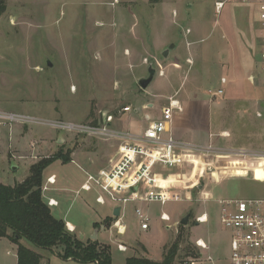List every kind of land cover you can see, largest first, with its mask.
I'll use <instances>...</instances> for the list:
<instances>
[{
    "label": "rangeland",
    "instance_id": "obj_1",
    "mask_svg": "<svg viewBox=\"0 0 264 264\" xmlns=\"http://www.w3.org/2000/svg\"><path fill=\"white\" fill-rule=\"evenodd\" d=\"M214 1L176 0L163 11L159 4L149 3V0H0L5 5L0 14V111L29 116L44 123L3 129L0 184L14 186L23 182L29 176L32 165L54 156L63 147L65 151L71 150L72 155L79 153L75 158L77 164L56 161L45 171L44 180L56 174L62 184L77 190L86 179L85 170L94 173L96 170L92 165L101 163L107 154L115 152L119 143L88 134L66 133L50 124L62 122L93 126L99 122L102 125L104 115H112L116 119L112 129H126L123 123L127 125L131 117L137 123L135 129H141L161 118L162 108L168 106L169 98H154L153 94L161 89L165 93L168 88L158 87L156 81L161 78L158 73L147 89L149 95L140 88L138 81L149 76L151 63L155 68L167 69V64L176 59L181 64V70L174 75L177 86L184 82L183 86L190 88L195 77L205 73L203 68V71L201 68L198 71L197 67L186 63L188 50L182 32L183 28L197 26L195 20L187 22L185 18L188 5H194V18L202 10L204 18L215 21L219 16L215 15ZM245 6L227 5L238 9ZM172 8L178 10L179 17L176 19L173 18ZM257 24L256 21V29ZM202 37L204 40L200 42L195 37H190L189 41L194 42V50H201L199 54L203 60L207 47L216 44L219 36L208 29ZM165 46L175 47L167 63H164L166 61L160 51ZM219 46L229 49L221 38ZM255 50L256 53L260 51L257 41ZM192 56L196 61L195 51ZM146 59L148 63H145ZM252 63L256 64L255 59ZM167 78L170 79V76ZM144 113L151 118L145 119ZM231 122L232 126L236 125L234 120ZM186 125L190 129L191 124ZM245 128L252 130L249 126ZM15 134L18 136L17 148L12 146ZM237 136L238 141L213 138L212 153H182L183 171L169 172L172 181L169 185L174 191L180 190L184 196L191 197V201L168 202L166 205L157 202L130 203L122 222L127 228L123 236L112 228L116 219L111 215L114 213L111 205H94V195L91 194L93 205L87 209V214L80 209L84 207L82 197L85 193L76 196L73 192L68 193L69 201L60 209L61 216L58 213L54 216L59 219L69 209L66 220L78 225L74 234L79 238L84 231L82 227H91L89 217L100 220L108 216L111 221L108 231L101 233V241L111 246L114 264H125L126 259L131 257L161 262L180 234L181 244L173 264H182L201 252L195 243L199 238L211 245L210 250L204 252L206 256L212 255L215 261L229 264L227 234L220 224L218 201L264 196V183L257 179V159L232 154L241 149L237 145L244 144L248 154H264L255 147L257 133L247 132ZM60 137L65 140L63 144H58ZM29 140L35 145L32 148L29 143L30 153L25 150L29 151L25 146ZM22 141L24 144L21 145ZM196 146L206 148L203 142ZM255 158L264 160L263 157ZM178 176L194 179V187L189 188L187 184L182 185L186 189H180ZM138 207L150 217L149 231L141 229L136 215ZM163 212L173 216L168 223L174 224L170 229H167V223L156 218ZM204 212L210 216L209 223L197 226L196 217ZM189 213V223L183 226L181 220ZM117 240L127 247L126 253L118 251ZM28 244L48 257L51 264H61L57 252L62 249L49 251L30 242Z\"/></svg>",
    "mask_w": 264,
    "mask_h": 264
},
{
    "label": "crops",
    "instance_id": "obj_2",
    "mask_svg": "<svg viewBox=\"0 0 264 264\" xmlns=\"http://www.w3.org/2000/svg\"><path fill=\"white\" fill-rule=\"evenodd\" d=\"M150 2L153 3L152 0H149V3ZM172 2H176V0H161L157 4L160 5L161 10L166 11L167 6L169 5V3ZM232 4H242V6L246 5L247 7L245 6L244 8L238 9V8L227 7L226 5L225 9L220 15H217L215 12V15L219 16L215 19V21L210 20L209 17L204 18L202 14V10L200 11V13L196 14L197 16L196 18H194L195 17L193 13L194 5L192 4L188 5V10L185 11V18L186 20H188L187 22L191 20H195L197 26L195 28H191V27L183 28L182 38L183 40H185L186 48L188 50V55L185 57V61L188 64V60L191 59L193 62L192 64H190L192 65L191 67L193 66L197 67V70L199 68H201L202 70L203 68L205 70V73H200L199 76L195 77V79L191 82L192 84L190 85V88H185V86H183L184 82H182L179 86H177L176 82H174L175 72L178 73V71L181 70L180 69L181 64L177 63L178 59L173 60L172 63L168 62L169 64H167V69L162 67H160L159 69L155 68L153 63H151L150 65H152L156 69L158 75L160 71L164 72V76L159 75L161 77L160 81L159 80L156 81L158 82L157 84L158 87H162L164 89L168 88V91H166L165 93H163L161 88H160L161 90H156V92L153 94V97L169 98V100L171 98H174L180 102L183 108L182 112L179 111L174 112L173 121L169 128V133L167 134V136H171L177 141L186 142L194 145H198L199 142H203L204 145H206V148L209 147L211 148V150H213L214 146L212 145L213 143H211V141H213L214 140L213 138L215 137L221 139H227V141L230 139L238 141L239 136L237 135L242 133L246 134L247 132H252L253 134L257 133V146H255L257 147V151L263 152L264 151V85L261 83L259 78L256 79L254 84L249 80L250 77H255L258 75V61H259L260 51L262 48L260 43L261 28L257 15V3L255 1H252L250 3H232ZM172 12H173L172 13L173 18L176 19L179 17L178 10L176 8L174 9L172 8ZM174 12L177 13L176 16L174 15ZM256 21L258 23L257 29L255 26ZM208 29H210V31L213 32L214 34L217 33L219 39L216 44H212L207 47L205 54L206 56L204 55L205 59L202 60L199 54L201 50H199V52L198 49L194 50L192 46L194 42L189 41L190 40L189 38L195 37L200 42V40L203 39L202 37L203 33L206 32V30ZM186 30H191V33L186 34ZM220 38L221 40L226 41L227 46L229 47L228 50L222 48V46H219ZM256 41H257V45H259L260 47L259 53L258 52L256 53L255 50ZM174 49H175L174 46H168V47L165 46L164 48H161L160 51L162 53V57L166 61L164 63H167V61L172 57ZM166 50H169L168 56L164 57L163 54ZM193 51H195L197 54L196 61H194L195 58H193L192 56ZM210 55L212 56L211 58H209ZM252 59H255L256 64L253 65ZM218 71L219 73H217ZM168 75L170 76V79L167 78ZM222 78H225L227 80V83L225 85L221 83ZM219 89H224L225 94L221 97H217V99L215 98L210 100L209 98H214L213 93L218 91ZM145 92L147 93L146 95H149L148 90H146ZM165 107H167V105L164 106L163 108ZM143 116L145 117V119L151 118V115H149L148 113H144ZM115 120L116 119H114L113 122L111 123L110 125L111 128L115 126L116 124ZM231 120H234L235 122L234 124L238 125L237 128H235L236 125L232 126ZM151 122H149V124ZM188 123L191 124L190 129L189 127H186L187 126L186 124ZM149 124L147 125V127L149 126ZM136 125L137 123L134 121V118L131 117L129 118L127 125H124L123 123V127H126V129L118 128L116 130L139 133L147 128V127H142L141 129L139 128L135 129ZM245 126L252 127V130L249 131L248 129L245 128ZM241 127H244L245 129ZM242 129L244 131H242ZM16 136L17 135L15 134L14 143H12L13 144L12 146H14L15 148H17L18 145V139H17L18 136L17 138ZM29 143L34 144V142L32 140L31 141L29 140V142L26 143L25 145L29 149V151L25 149L26 152L30 153L31 147ZM22 144H24V141L21 142V145ZM237 146L238 148H241L238 150L247 151L246 144L237 145ZM113 153L107 154L108 156L105 157V159H108V161L104 162L105 159H103L101 163L96 162L95 165H92L94 166L93 168L96 171L90 174H97L100 170L110 169L112 167L111 162L116 158L117 148L116 151ZM78 154L74 153L72 155L71 163L77 164L75 158L79 156ZM247 158L257 159V179L258 181L261 180V183H264V160H258L260 158H255V157H247ZM182 166L177 167L175 170L183 171V169L181 168ZM16 169L17 168H15V170ZM84 173L86 174V179H87V173L89 172L85 170ZM51 176H56V183L54 185H47V179ZM180 176H184L183 173H180ZM180 176H178L179 178L177 179L178 182L180 183L179 185L180 189L182 190L186 189V186L182 187V185H187V184L189 185V188L194 187L193 186L195 185L194 179H185ZM49 177H47V179L44 180L43 183V186L46 185L48 187V190L43 192V199L48 205H49L48 203L49 200H54L55 202H57V205L49 206L53 215L55 213L56 214L58 213V215H60V209L62 208L63 205H65L66 202L69 201L70 195H68V193H73V192H75L76 196H81V193H85V196L82 197L85 208L81 207L80 209L83 213L86 214L87 211H89L87 209H91L92 197L90 196V194L94 195L92 199L94 205L106 206L109 204L111 205L112 211L115 210V208L120 207L118 203L112 202L108 198H106L105 205L98 204L96 202V198L98 197V192L95 190L92 192H81L80 191L81 186L85 183L86 179L81 183L78 189L75 190L70 188L67 184L65 185V183L62 184L59 181L56 174H51ZM177 192L182 193V191L180 190ZM257 198H264V196ZM131 203L139 204L143 202H131ZM129 204H127L124 208H122V217H123L122 222H124V218L126 217L125 211H126V207ZM68 213H69V209L65 213V215L59 219L63 220L66 224H70L71 226L75 227L77 231L78 225H76V223H73L72 221L66 220ZM111 215L113 216V214ZM168 215L171 217V221H172L173 216L170 214ZM160 216L161 214L156 218L160 219ZM107 217L104 218L102 217L100 220L91 219V217H89L90 218L89 220L91 221L89 225H91V227H87V226L82 227L83 228L82 230H84L83 232L81 231V234L83 235L82 240L83 241L92 240L91 236H93L94 235L93 233L96 230H98L97 241H99V243L101 244H105L104 242L101 241V233H105L106 231H108L107 228L104 225H102L103 221ZM176 217L177 216H175V218ZM97 224L100 227H96ZM173 225L167 224V229L172 228ZM124 226L126 227L125 224ZM150 229H151V224H150ZM9 234H11V232ZM227 240L229 247L228 234H227ZM117 242H118L117 243V249H118V244L121 243V241L117 240ZM20 243L25 247L29 248L30 250L41 255L43 258V264H51L50 259L46 257L43 253L31 248L27 240L22 239ZM119 252L126 253L122 251ZM229 253H230V248H229ZM210 256L213 258V261H211V263H215V264L223 263L222 260L215 261L214 257L212 255ZM112 257H113V253H112ZM58 258L62 261L61 264H81L71 259L66 261L61 259L59 256ZM46 261L47 263H45ZM228 263L230 264V260ZM0 264H18V245L12 242L9 238L0 237ZM89 264H95V263H89Z\"/></svg>",
    "mask_w": 264,
    "mask_h": 264
},
{
    "label": "built area",
    "instance_id": "obj_3",
    "mask_svg": "<svg viewBox=\"0 0 264 264\" xmlns=\"http://www.w3.org/2000/svg\"><path fill=\"white\" fill-rule=\"evenodd\" d=\"M257 3V15L261 28V51L258 61V75L250 77V82L255 83L259 78L264 85V0H215L214 8L217 15H220L226 5L232 3ZM176 16L177 13L174 12ZM191 30H186L190 34ZM148 63V60H145ZM192 64V60H188ZM164 76V72H159ZM225 85L227 80L221 79ZM225 94L224 89H219L213 93V97H221ZM129 111V108H127ZM175 111L182 112L180 102L174 98L169 100V105L163 108L162 117L153 121L149 126L139 133L118 131L111 128L114 120L112 115L106 117L105 122L99 126H85L72 123L54 122L51 127L66 133L77 135L88 134L92 136L112 139L119 143L116 158L111 162L110 169L100 170L97 174L87 173V179L81 186V192L97 191L96 202L100 205L106 204V198L118 203L121 207L120 216L113 223L119 235H124L126 227L122 224V208L131 202H157L166 205L168 202L191 201V197L174 191L171 185L162 186L161 180L167 181L169 172L184 165L182 153L198 151L210 153L211 148H200L194 144L175 140L167 136L173 121ZM38 125L44 124L38 119L0 111V156L4 152L2 148L1 136L4 128H13L16 125ZM32 148L35 145L32 144ZM11 149V147H9ZM237 156L263 157L264 154H248L244 150H237ZM22 158V157H21ZM35 158V157H34ZM165 172V173H163ZM56 176L47 179V185H54ZM48 190L45 185L42 192ZM79 191V193H80ZM49 206L57 205L54 200H49ZM220 224L229 236L230 264H264V198L220 200ZM136 215L140 221L141 229H150V217L142 210L136 208ZM160 219L165 223L171 222V217L167 213H162ZM210 216L204 212L196 217V225L209 223ZM67 230L74 234L75 227L66 224ZM196 247L201 252L198 258L190 257L182 264H203L206 261H213V258L204 252L210 250V245L204 239L196 240ZM118 250L127 251V247L119 243Z\"/></svg>",
    "mask_w": 264,
    "mask_h": 264
},
{
    "label": "trees",
    "instance_id": "obj_4",
    "mask_svg": "<svg viewBox=\"0 0 264 264\" xmlns=\"http://www.w3.org/2000/svg\"><path fill=\"white\" fill-rule=\"evenodd\" d=\"M161 0H152L159 3ZM5 5L0 2V14ZM94 123L93 126H99ZM72 151L63 147L52 157L45 158L30 167L29 176L14 186L0 184V237L9 238L18 245V264H43V258L20 243L27 240L34 246L45 249H62L58 256L63 260H74L81 264H113L111 247L99 241L84 242L67 230L66 223L57 219L43 199L44 172L54 162H72ZM110 218L102 225L109 227ZM182 226V225H181ZM96 227H100L98 224ZM183 227V226H182ZM11 232V234H9ZM181 234L168 249L161 262L143 257L128 258L126 264H173L181 244ZM197 252L193 258H198Z\"/></svg>",
    "mask_w": 264,
    "mask_h": 264
},
{
    "label": "water",
    "instance_id": "obj_5",
    "mask_svg": "<svg viewBox=\"0 0 264 264\" xmlns=\"http://www.w3.org/2000/svg\"><path fill=\"white\" fill-rule=\"evenodd\" d=\"M168 52H169V50H166V51L164 52V54H163L164 57H167V56H168ZM49 65H52V64L49 63ZM156 73H157L156 69H155L152 65H150V67H149V76H148L147 78H142V79H140V80L138 81V84H139V86H140V88H141L142 90L146 91V90L149 88V86L151 85V83L154 81V78H155ZM105 120H106V115H104L103 122H105ZM64 141H65V140L63 139V137H60L59 140H58V144H63ZM15 168H16V167H14V169H15ZM120 211H121V207H117V208H115L114 213H113V216H114L115 218H118V217L120 216ZM190 216H191V214L189 213L187 216H185V217L181 220V224H182L183 226L188 225V223H189V219H190ZM97 233H98V230H96V231L94 232V235L91 237L92 240H94V241L97 240ZM80 238L83 239V235H81Z\"/></svg>",
    "mask_w": 264,
    "mask_h": 264
},
{
    "label": "bare ground",
    "instance_id": "obj_6",
    "mask_svg": "<svg viewBox=\"0 0 264 264\" xmlns=\"http://www.w3.org/2000/svg\"><path fill=\"white\" fill-rule=\"evenodd\" d=\"M160 182H161V185H162V186H166V185H168L169 183H172V181H171V177H169V179H168L167 181H165V180H161Z\"/></svg>",
    "mask_w": 264,
    "mask_h": 264
}]
</instances>
